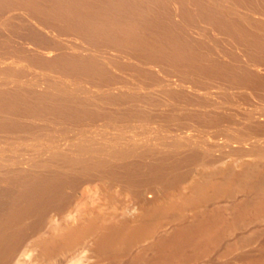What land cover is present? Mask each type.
I'll return each mask as SVG.
<instances>
[{"label":"bare ground","instance_id":"bare-ground-1","mask_svg":"<svg viewBox=\"0 0 264 264\" xmlns=\"http://www.w3.org/2000/svg\"><path fill=\"white\" fill-rule=\"evenodd\" d=\"M0 264H264V0H0Z\"/></svg>","mask_w":264,"mask_h":264}]
</instances>
